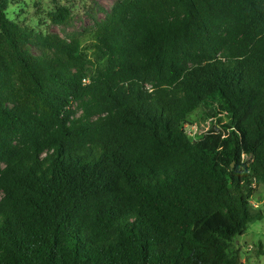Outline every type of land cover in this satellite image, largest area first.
Segmentation results:
<instances>
[{
  "label": "trees",
  "instance_id": "obj_1",
  "mask_svg": "<svg viewBox=\"0 0 264 264\" xmlns=\"http://www.w3.org/2000/svg\"><path fill=\"white\" fill-rule=\"evenodd\" d=\"M8 5L0 264H241L233 242L263 218L264 0H115L98 66Z\"/></svg>",
  "mask_w": 264,
  "mask_h": 264
},
{
  "label": "rangeland",
  "instance_id": "obj_2",
  "mask_svg": "<svg viewBox=\"0 0 264 264\" xmlns=\"http://www.w3.org/2000/svg\"><path fill=\"white\" fill-rule=\"evenodd\" d=\"M115 0H9L8 16L20 24L26 25L44 34H57L66 38L77 32L80 37V49L94 65L103 63L99 60L95 48L94 22L104 17ZM57 6H64L70 12V20L66 25H57L48 18L49 12ZM198 120L199 111L190 113V119ZM192 132L195 125L188 127ZM1 197V194H0ZM251 203L262 210L263 218L251 222L245 233L233 242L241 264H264V184L256 188Z\"/></svg>",
  "mask_w": 264,
  "mask_h": 264
},
{
  "label": "built area",
  "instance_id": "obj_3",
  "mask_svg": "<svg viewBox=\"0 0 264 264\" xmlns=\"http://www.w3.org/2000/svg\"><path fill=\"white\" fill-rule=\"evenodd\" d=\"M84 82L86 81L85 79L83 80ZM194 125H191V126H188V127H191V129H192V127H193ZM187 127V128H188ZM195 131H196V126H195V129H194V131H193V134H192V132L190 131V129L189 130H187V133H189L190 135H194L195 134Z\"/></svg>",
  "mask_w": 264,
  "mask_h": 264
}]
</instances>
